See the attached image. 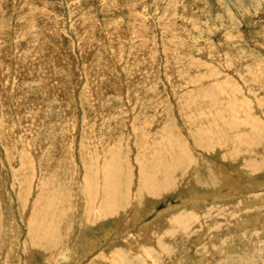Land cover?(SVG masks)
<instances>
[{"label": "rangeland", "instance_id": "obj_1", "mask_svg": "<svg viewBox=\"0 0 264 264\" xmlns=\"http://www.w3.org/2000/svg\"><path fill=\"white\" fill-rule=\"evenodd\" d=\"M0 264H264V0H0Z\"/></svg>", "mask_w": 264, "mask_h": 264}, {"label": "bare ground", "instance_id": "obj_2", "mask_svg": "<svg viewBox=\"0 0 264 264\" xmlns=\"http://www.w3.org/2000/svg\"><path fill=\"white\" fill-rule=\"evenodd\" d=\"M223 33V32H222ZM191 46V45H190ZM173 51V50H172ZM144 107V106H143ZM251 123V122H250ZM164 124V123H163ZM15 127V126H14ZM2 128V127H1ZM35 165V164H34ZM191 176V175H190ZM185 183V182H184ZM223 192V191H222ZM225 194H223V195H229L230 193H226V192H224ZM220 197V196H219ZM192 200V199H191ZM196 200H200L199 198L197 199L196 198ZM204 200V199H203ZM209 201V200H208ZM188 202V201H187ZM190 203H191V201H190ZM136 203L134 202V205H135ZM135 206H137V205H135ZM134 206V207H135ZM140 218V217H139ZM139 220V219H138ZM135 221V220H134ZM92 222V221H91ZM89 226V225H88ZM110 232V231H109ZM109 234V233H108ZM107 234V235H108ZM86 243H85V249H90V250H92V249H96V247H97V245L99 244V240L98 239H92V238H88L87 237V239H86V241H85ZM100 245V244H99ZM62 251V250H61Z\"/></svg>", "mask_w": 264, "mask_h": 264}]
</instances>
